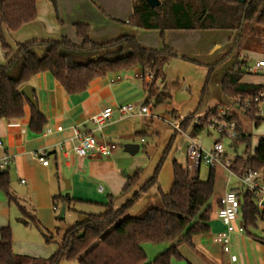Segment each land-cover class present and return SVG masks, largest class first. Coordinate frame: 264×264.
I'll return each instance as SVG.
<instances>
[{
  "label": "crops",
  "instance_id": "obj_1",
  "mask_svg": "<svg viewBox=\"0 0 264 264\" xmlns=\"http://www.w3.org/2000/svg\"><path fill=\"white\" fill-rule=\"evenodd\" d=\"M135 3L136 0H58L56 11L50 1L36 0L38 17L34 22L23 26L15 33L3 27L12 52L7 55L0 45V65H6L16 55L19 43L33 40L56 41L66 37L74 44L81 45L82 39L77 37L75 28L77 24H87L90 27V39L95 43H107L122 36H131L146 49H162L164 45H167L179 55L164 66V82L160 83V80L156 82L160 90L165 87L170 98L161 104H154L155 107L165 103L174 104L176 107L168 111V119H164L171 126V130L166 132L162 150L156 155V159H151L150 166L146 168V174L142 175L140 181L123 194L122 190L127 183L125 175H133L142 167L123 156L118 146L110 157H78L72 151L70 140L72 127L78 126L81 131L90 132L93 129V124L90 122L91 116L106 106H112L115 108L112 118L106 122L102 133L95 134L98 140L106 139L115 143L120 140L136 142L135 138L144 132L140 129L141 123L135 119L152 118V100L149 103L146 101L153 78L140 80L138 75L143 73V70L136 67L95 79L86 92L75 95L64 93L61 85L49 73L38 74L30 81L29 84L35 88L38 108L47 120L44 131L42 133L31 131L29 105L25 107V116L21 119H0V139L4 143L3 147H0V159L4 155H10L12 158L2 172L6 171L9 174L10 193L15 198V201H9L6 193L0 189V229L7 225L11 226L13 251L18 255L44 258L38 256L44 249L42 231L34 225L42 233L40 235L37 230L36 232L32 230L33 224L25 225L19 221V218L31 214L39 222H44L46 210L51 209L53 197L58 195L69 196L73 200L72 203L97 205L102 212L106 210L105 205L109 203V196H113L114 207L117 209L151 177L175 130H178V134L165 161L170 159L169 154L174 149L179 135L187 136L190 141L189 131L182 132L180 128H176L175 123L180 124L183 118L196 110L192 125L216 107L220 111L234 112L235 101L226 98L222 91V80L229 70L240 67L246 71L241 80L242 83L264 85V83L260 84L247 79V75L257 74L264 67L258 70L251 69L246 67L245 60L249 53L257 55L258 60H264L263 39L259 40L250 36L246 48L249 51L241 49L237 53L234 52L236 60L232 64L231 56L223 59L228 54L224 50L226 47L217 46V44H222L225 38L223 34H220L221 31L227 32L229 39L233 41L235 32L216 29L167 30L163 40L160 30L141 29L130 21ZM213 65L215 67L207 81L209 70ZM125 103L144 104L150 111L144 115H120L116 108ZM59 126L62 130L57 129ZM38 152L46 154L49 161L47 166L36 158L35 154ZM173 160L171 166L167 168L168 174L163 175L161 169L158 177V186L165 193L169 192L173 184ZM185 167L189 170L188 158ZM217 168L226 170L224 165H218L215 167V172ZM199 169L200 167L190 172L192 176L197 175ZM261 175L259 174L260 182H262ZM100 185L104 187L102 192L98 191ZM232 188L236 187L232 186L230 177L225 181L216 182L215 180L213 194L215 198L211 201L213 211L209 221L210 231L193 238L194 248L186 243L178 246V251L184 259L189 260L190 264H210L208 260L217 264L222 261L223 264H230L229 255L214 242V237L224 228L217 215L219 201L224 193ZM159 204L158 188L154 186L140 196L128 213L132 216L140 215L146 208ZM14 219L15 223L12 222ZM239 219L240 216L237 220L238 226H243L242 220L241 223L238 222ZM44 225L48 226V224ZM244 234V232H235L232 235L231 250L238 256V260L233 264H244L245 258L246 262L248 261L247 256L244 258L234 250L235 245L238 244L239 248L242 245L241 242L244 244ZM18 236L23 237L19 239ZM62 237V232L56 236L57 247ZM262 251L264 254V249ZM261 259L259 264H264V255Z\"/></svg>",
  "mask_w": 264,
  "mask_h": 264
},
{
  "label": "trees",
  "instance_id": "obj_2",
  "mask_svg": "<svg viewBox=\"0 0 264 264\" xmlns=\"http://www.w3.org/2000/svg\"><path fill=\"white\" fill-rule=\"evenodd\" d=\"M57 11L58 0H48ZM161 5L151 8L145 0H136L134 13L130 19L141 29L160 30L162 39L167 30H228L236 33V47L243 39L247 25L255 23L264 27V0H160ZM38 17L36 0H0V45L10 55L3 27L15 33L23 26L34 22ZM77 37L82 39L81 45L74 44L63 37L60 40L28 41L17 44L16 55L6 65H0V119H21L25 116V107L30 106L29 127L34 133H42L47 123L46 117L38 107L32 105L20 92L21 88L41 73H49L61 85L68 95L82 94L87 91L95 79L109 74L128 71L139 67L154 73L152 84L148 90L146 103L154 100L155 105L170 98L165 87L156 86V82H164L163 68L178 53L164 45L162 49H146L134 37L122 36L107 43H95L90 39V27L87 24L75 25ZM230 52L223 58H227ZM186 59V58H185ZM215 65H213L207 77ZM245 70L234 68L229 70L222 80V91L226 98L234 101H245L254 98L264 85L242 83ZM35 94V92H34ZM243 110L258 126L263 118L257 116L259 106L252 105ZM187 115L179 124L182 132H188L191 138H198L205 127L219 118L218 107L210 110L192 125L196 114ZM225 120H234L239 135L232 139L231 146L236 149L240 143L245 144L242 154L236 155L231 169L238 175L248 170L264 175V138L260 139L250 152V135L242 131L240 122L234 112L226 111ZM178 134H174L167 145L160 161L151 177L122 206L115 209L114 197L109 196L106 210L101 213H87L85 218L76 222L64 233L61 243L48 258H32L18 255L13 251V233L10 225L0 229V264H59L62 260H77L79 264H171L172 259H184L178 251L181 243L194 248L193 238L210 231L209 221L212 214V197L215 189V167H210L205 181L198 175L192 176L190 171L176 159L172 162L173 184L165 193L158 186V177L164 161ZM143 170L138 169L133 175H125L126 185L122 194L136 185ZM157 186L160 204L150 206L140 215H129V210L140 196ZM0 189L15 201L10 193V178L6 171H0ZM240 200V217L244 232L249 227H256L264 221V209H260L247 190L241 193L239 188H232ZM57 202L70 208L73 200L67 195L53 197ZM219 201V207H220ZM25 225L33 224L43 233L46 243L56 238L46 230L35 216L31 214L19 218ZM56 232V236L59 234ZM171 245L148 262L147 254L142 247L144 243ZM264 243V240H262Z\"/></svg>",
  "mask_w": 264,
  "mask_h": 264
},
{
  "label": "rangeland",
  "instance_id": "obj_3",
  "mask_svg": "<svg viewBox=\"0 0 264 264\" xmlns=\"http://www.w3.org/2000/svg\"><path fill=\"white\" fill-rule=\"evenodd\" d=\"M220 34L224 35V41L222 44H217V46H223L226 47L224 50L226 52H230V55L228 57H232L233 61L232 64L235 63L236 60V54L234 55V52H238L241 49L243 51H249L247 50L248 46V41L249 37H254L259 40L263 39L264 40V28L252 23L251 25H247L245 28V34L243 39L240 41L239 45L236 47L233 39L230 40L228 33L225 31H221ZM222 36V35H221ZM257 55L253 53H249V56L245 58L247 61L246 67H250L251 69L255 68V63L258 60ZM234 66V65H233ZM245 67V66H243ZM248 80L255 81L256 83H264V68L259 71L257 74H251L247 75ZM214 81V79H213ZM213 81H211V84H213ZM154 100L151 101V106H152V118H140V119H135L137 122L141 123L140 129H143L144 133L142 135H139L137 138H135L136 142H127L125 140H120L119 142H116L117 146L119 147V152L130 160L132 162L138 164L140 167H142L143 173L142 175L146 174V171L148 167L151 164V159H156V155H158L159 151L162 150L164 140L166 138V132L168 130H171V126L166 122L164 119H168V111L170 112L175 106L174 104H163L156 106L154 105ZM176 108V107H175ZM259 110L261 111L263 121L256 126L255 122L251 120L249 115H247L244 111H241L238 107L234 109V112L240 122L242 131L250 135L251 139V148L250 152L253 153L254 149L258 143V141L262 138H264V102H262L259 105ZM141 138H143V141H141ZM198 139L201 141V144L205 150H210L214 143L217 140H222L224 149H225V157L227 159H233L237 154L240 155L244 152L245 150V144L240 143L236 149H234L231 146L232 140L228 139L227 137H222L219 132H217L214 129H211L208 132L202 133ZM189 139L187 136L181 137L180 135L177 137L176 142H175V147L170 152L169 154L170 159L164 161L162 171L161 173L163 175L168 174V166H171V161L173 159H176L180 164L183 166H186L187 164V146ZM138 144L140 146V150L137 154L135 155H130L129 153L124 151V145L126 144ZM170 162V163H169ZM122 169L124 166H121ZM147 168V169H146ZM126 171V170H125ZM128 172V170H127ZM210 172V167L201 164L199 172H198V177L200 180L205 181L208 178ZM229 178L228 171L225 169L217 168L215 172V180L218 182L219 180L225 181ZM260 179L264 183V175L262 174L260 176ZM65 182V181H64ZM231 183L232 186L239 188L241 193L244 192L246 189L242 186L241 182L236 176H233L231 178ZM64 187H66V183H64ZM57 195V192H55ZM215 198V195H213L212 200ZM211 200V201H212ZM56 209H53L54 204L52 203L51 209L46 210L45 213V218L44 222H41L46 229H49L48 231L51 232L52 235L56 238V232L59 230V232L64 233L68 228L73 226L76 222L81 221L85 218V215L87 213H101L102 209L94 204H89V203H82V202H74L71 204L70 208L66 210L65 216L63 219L59 218L61 209H62V203L57 202L56 204ZM15 208V207H13ZM241 217L239 219V223H241ZM12 222L15 223V219L12 220ZM48 224V226L44 225ZM21 226V225H19ZM22 227V226H21ZM20 227V228H21ZM32 230L36 232V230L40 233V231L33 225L31 226ZM244 237L245 241L244 244L241 242V246L238 248V244L234 246L235 252L241 254L244 258L247 256L248 261L245 262L244 264H259L261 262V256L263 254V249H264V243L262 240H264V221H259L257 223L256 227H249L248 232H244ZM38 234V233H37ZM17 236V234H16ZM19 239H22L21 237L23 236H18ZM43 241H44V246H43V251L41 252L42 254L38 255L40 257H49L55 250L57 249V244L55 240H53L50 243H46L45 239L42 235ZM57 241V240H56ZM236 244V242H234ZM171 245L170 242H165L162 244H150V243H144L142 244L143 249L145 250L147 254V259L148 262L152 261L157 255L165 251L169 246ZM262 254V255H261ZM223 256V255H222ZM224 259V256L223 258ZM210 262V264H217L216 262ZM59 264H79L77 260H62ZM171 264H190L189 260L187 259H173L171 260ZM223 264V261L220 263Z\"/></svg>",
  "mask_w": 264,
  "mask_h": 264
},
{
  "label": "built area",
  "instance_id": "obj_4",
  "mask_svg": "<svg viewBox=\"0 0 264 264\" xmlns=\"http://www.w3.org/2000/svg\"><path fill=\"white\" fill-rule=\"evenodd\" d=\"M264 67V60H258L255 63V70ZM154 73L146 71L140 73L138 78L142 81L146 79H152ZM264 102V90L260 91L254 98L241 101L236 100V107L240 109H249L252 105L259 106ZM116 110L120 115H144L148 114L150 109L147 105H135L133 103H125L119 105ZM115 108L112 106H106L102 110L94 113L90 122L93 124V129L90 132H84L79 129L78 126L72 127V136L70 138L72 142V151L78 157H110L117 144L114 141L102 140L99 141L95 134L102 133L103 128L108 120H110L114 114ZM226 111L221 110L219 118H215L205 127L203 133L216 130L220 133L221 138L227 137L232 140L238 137L239 132L237 124L234 120H225L223 115ZM261 111L257 113V116H261ZM177 129L179 124L175 123ZM58 130H62L59 126ZM50 132V131H49ZM4 143L0 139V147H3ZM36 158L42 162L44 166L49 164L45 153H36ZM187 158L189 160L190 172L196 171L201 164H205L209 167H216L218 165H224L228 171L229 177L236 176L241 182L242 186L253 194L256 204L260 209H264V183L259 180V173L248 170L243 175H238L231 169V163L233 159H227L225 157V149L222 140H217L210 150H205L198 138H190L187 146ZM12 158L10 155H4L0 159V171L4 170ZM104 187L100 185L98 191L102 192ZM220 207L218 208L217 215L223 224V230L218 232L214 237V242L222 247V250L229 255L230 264L235 263L238 260V256L232 253V235L235 232H244L243 226H238L237 220L240 216L241 203L236 193L231 189H228L220 199ZM54 209H56L54 207Z\"/></svg>",
  "mask_w": 264,
  "mask_h": 264
},
{
  "label": "water",
  "instance_id": "obj_5",
  "mask_svg": "<svg viewBox=\"0 0 264 264\" xmlns=\"http://www.w3.org/2000/svg\"><path fill=\"white\" fill-rule=\"evenodd\" d=\"M241 3H244L246 0H238ZM145 2L151 7V8H157L161 5L160 0H145ZM20 92L27 98V100L34 106L38 107V103L35 98V88L32 84H26L23 86L20 90ZM140 146L138 144H126L124 145V151L129 153L130 155H135L139 152ZM67 188H68V182H67ZM66 205H62V209L59 215L60 219H63L66 213Z\"/></svg>",
  "mask_w": 264,
  "mask_h": 264
}]
</instances>
